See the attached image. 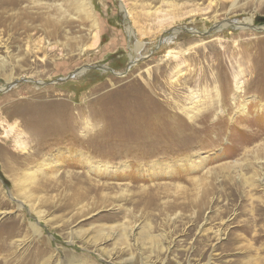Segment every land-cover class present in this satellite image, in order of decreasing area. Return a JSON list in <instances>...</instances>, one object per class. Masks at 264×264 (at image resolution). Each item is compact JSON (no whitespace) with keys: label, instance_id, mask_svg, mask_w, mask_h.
<instances>
[{"label":"rangeland","instance_id":"1","mask_svg":"<svg viewBox=\"0 0 264 264\" xmlns=\"http://www.w3.org/2000/svg\"><path fill=\"white\" fill-rule=\"evenodd\" d=\"M78 2L0 0V264H264V0Z\"/></svg>","mask_w":264,"mask_h":264},{"label":"bare ground","instance_id":"2","mask_svg":"<svg viewBox=\"0 0 264 264\" xmlns=\"http://www.w3.org/2000/svg\"><path fill=\"white\" fill-rule=\"evenodd\" d=\"M17 1V0H16ZM83 0H79V2H78V8L80 9V10H83V11H86V7H85V4L82 2ZM31 13V12H30ZM53 13H56L55 11L53 12ZM39 14H41V12L39 13ZM90 14V13H89ZM20 15V14H19ZM18 15V16H19ZM15 16V15H14ZM29 16V15H28ZM128 16H129V18H131V15L128 13ZM144 16H146V15H144ZM22 17V16H21ZM31 17V16H30ZM41 17V16H40ZM43 17V16H42ZM34 18V17H33ZM142 18V17H141ZM156 18H157V23H158V26L161 28V27H163L164 26V23H166V21L167 20H169V19H166L167 18V16H165V15H160V16H156ZM6 19V18H5ZM50 19V18H49ZM142 19H144V18H142ZM171 19V18H170ZM8 20H9V18H8ZM47 20H48V18H47ZM46 19H45V21H43V22H41L40 20L38 21V24H36V23H34L33 21H29V22H23V21H17V22H15L13 25H12V30H13V33H15V38L13 39V43H16V44H21L24 40H26V39H31V38H33L32 37V35H31V33L32 32H35V33H44V34H47L50 38H57L56 36L57 35H59L60 34V32H61V26H59V25H57V24H54L53 22L51 23V22H49V21H47ZM13 21V20H12ZM26 21V20H25ZM58 21V20H57ZM41 22V23H40ZM245 22H248V23H250L251 21L249 20V19H247V20H245ZM10 23V22H9ZM56 23V22H55ZM137 23V22H136ZM61 24V23H60ZM68 25V24H67ZM70 25V24H69ZM226 25V24H225ZM165 27V26H164ZM49 29H51V31L49 30ZM11 30V31H12ZM46 30H49V31H46ZM141 30V29H140ZM162 30V29H161ZM131 32V31H130ZM62 33V32H61ZM176 35V33L175 34H173V36H175ZM35 36V35H34ZM172 36V37H173ZM62 38H63V36H62ZM68 41V40H67ZM167 42H169V39L167 40ZM68 43V42H67ZM38 45V44H37ZM145 45V44H144ZM15 46V45H14ZM19 46V45H18ZM70 46V45H69ZM20 47V46H19ZM66 47V46H65ZM142 48V42L141 43H137L136 44V52L139 50V49H141ZM21 49V48H20ZM19 49V50H20ZM35 49H37L36 47H35ZM39 49V48H38ZM31 51V50H30ZM27 53V52H26ZM25 54V53H24ZM28 54V53H27ZM181 54H183V53H181ZM180 53H176V54H171L170 52H169V55H168V57L169 58H171V59H173L174 61H176V60H178L179 58H180V55H181ZM27 57V56H26ZM23 61V60H22ZM26 62V61H25ZM24 63V62H23ZM177 63V62H176ZM238 75V74H237ZM238 79V78H237ZM244 82V81H243ZM241 84H242V82L241 81H236V88L237 89H240L241 90ZM219 96V95H218ZM191 101L193 100V102H195V101H198V97H197V95L195 94V93H192L191 92ZM197 103V102H196ZM244 109H245V107H244V105L242 104V106H241V110L242 111H244ZM183 113H185V112H183ZM192 113V112H191ZM243 113H245V111L243 112ZM189 114V113H188ZM190 115H192V114H190ZM189 117V116H188ZM193 118V116H190V119L189 120H193L192 119ZM207 119V118H206ZM200 121V120H199ZM203 122V121H202ZM206 122V121H205ZM16 126V125H15ZM9 128H10V131L12 130V129H15L14 127H11V126H9L8 127V130H9ZM205 128H207V127H205ZM204 128V129H205ZM203 129V130H204ZM215 129V128H214ZM8 130H6L5 131V134L6 135H8ZM139 130V129H138ZM155 130V129H154ZM159 130V129H158ZM199 130V129H198ZM199 131H201V130H199ZM207 131V130H206ZM156 132V131H155ZM165 132V131H164ZM163 132V133H164ZM201 132H204V131H201ZM208 132V131H207ZM20 133V132H19ZM145 133H146V131H145ZM162 133V132H161ZM182 133H183V135H184V132L182 131ZM205 133V132H204ZM65 134H67V133H65ZM65 134H63V135H65ZM69 134V133H68ZM143 134V133H142ZM192 134H196V133H192ZM206 134V133H205ZM19 135H21V134H19ZM143 135H146V134H143ZM160 135V134H159ZM165 135H166V133H165ZM196 135H198V133L196 134ZM148 136V135H147ZM146 136V137H147ZM150 136V135H149ZM149 136L147 137V138H149ZM158 136V135H157ZM161 136V135H160ZM179 137H181L180 136V134L178 135ZM191 136V135H190ZM202 136H204V135H202ZM144 137V136H143ZM153 137V136H152ZM183 137V136H182ZM199 137V136H198ZM40 142H47L48 140H49V138H47V136H46V134H44V135H39L38 136V138H37ZM139 139V138H138ZM142 139V138H141ZM150 139V138H149ZM156 139V138H155ZM158 139H160V138H158ZM185 139V138H184ZM219 139V138H218ZM151 140H152V138H151ZM154 140V139H153ZM152 140V141H153ZM216 140V139H215ZM184 141V140H183ZM157 142H159V141H157ZM157 142H156V144H157ZM162 142V141H161ZM160 142V143H161ZM144 142L142 141V144H143ZM163 143H165V142H163ZM162 143V144H163ZM171 143V142H170ZM181 143V142H180ZM182 143H184V142H182ZM186 143V142H185ZM196 143V142H195ZM152 144V143H151ZM172 144V143H171ZM141 145V144H140ZM152 145H154V144H152ZM174 145V144H173ZM181 145V144H180ZM161 145H159V147H160ZM163 146V145H162ZM182 146V145H181ZM47 147V146H46ZM142 147V146H141ZM167 147V146H166ZM175 147V146H174ZM173 146L171 147V148H174ZM183 147H184V145H183ZM18 148L20 149V150H23V151H25L26 150V148L25 147H22L21 145H19L18 146ZM153 148V147H152ZM160 149V148H159ZM175 149V148H174ZM184 149V148H183ZM42 150V146L40 147V145L38 146V153L36 154H33V155H31V154H27V156H25V158H27L28 160H27V162L29 163L30 161H35V159H37V158H39V157H41L42 156V154H39V151H41ZM176 150V149H175ZM157 151V150H156ZM174 151V150H173ZM188 152V151H187ZM159 153V152H158ZM185 153H186V150H185ZM184 154V153H183ZM157 155V154H156ZM185 155V154H184ZM188 155V154H187ZM181 156V155H180ZM45 160L44 161H42V163H41V165L43 164V166L45 165ZM107 167V166H106ZM43 171V170H42ZM38 172L40 173L41 172V169H40V167H39V169H38ZM150 173V172H149ZM69 188H71V186H70V184H69ZM80 188V187H79ZM79 188H76L77 190H76V192H78V191H80L79 190ZM71 190H72V188H71ZM143 191V190H142ZM145 194V193H144ZM73 196H72V199L73 198H77V197H79V193H73L72 194ZM26 196V195H25ZM168 202V201H167ZM167 204V203H166ZM164 208V207H163ZM32 227V226H31ZM119 227L121 228V231H122V233L121 234H118V239L120 240H123V241H125L126 240V236H127V234L126 233H128V230H127V228H126V226H124V225H119ZM33 228V227H32ZM110 229H113V227L111 228L110 227ZM127 230V231H126ZM111 234V233H110ZM106 236V235H105ZM108 236V235H107ZM158 238V237H157ZM157 238H154V237H148V240H149V243L150 244H152V246L153 247H156V246H158L160 243L158 242V240H157ZM161 241V240H160ZM143 242V241H142ZM159 243V244H158ZM0 249H4L3 247H0Z\"/></svg>","mask_w":264,"mask_h":264}]
</instances>
